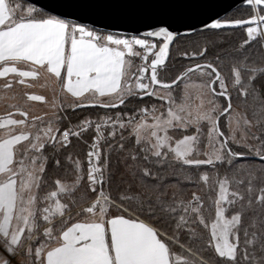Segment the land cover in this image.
I'll return each mask as SVG.
<instances>
[{
  "label": "snow or ice",
  "instance_id": "snow-or-ice-1",
  "mask_svg": "<svg viewBox=\"0 0 264 264\" xmlns=\"http://www.w3.org/2000/svg\"><path fill=\"white\" fill-rule=\"evenodd\" d=\"M241 3L246 19L225 11L199 28L160 20L128 34L63 18L38 0H0L3 87L44 70L69 97L39 117L20 107V118L0 117V264H264V217L245 221L253 198L264 205V182L254 185L264 175V67L233 56L225 76L220 53L206 59L217 47L206 40L180 52L193 63L160 74L182 38L242 29L237 51L264 44V0ZM233 94L259 97L258 118L236 111ZM80 144L86 167L73 158ZM63 162L71 179L48 177ZM166 172L177 187H166ZM186 235L202 242L199 259L180 243Z\"/></svg>",
  "mask_w": 264,
  "mask_h": 264
},
{
  "label": "water",
  "instance_id": "water-1",
  "mask_svg": "<svg viewBox=\"0 0 264 264\" xmlns=\"http://www.w3.org/2000/svg\"><path fill=\"white\" fill-rule=\"evenodd\" d=\"M46 11L102 31L133 34L148 25L166 20L177 25L192 24L219 13L225 15L246 6L241 0H38ZM181 31L183 28L181 27Z\"/></svg>",
  "mask_w": 264,
  "mask_h": 264
},
{
  "label": "trees",
  "instance_id": "trees-1",
  "mask_svg": "<svg viewBox=\"0 0 264 264\" xmlns=\"http://www.w3.org/2000/svg\"><path fill=\"white\" fill-rule=\"evenodd\" d=\"M233 16H236L238 18H247L251 14V9L247 6H242L239 8H236L234 10L229 11ZM219 36L221 39L217 42V47L213 49L212 52L209 53V57L213 56L215 53L221 54V60L223 61L221 65V71L225 76H228L229 69H230V62L231 58L233 56H246L248 57L250 66L255 67H264V51L262 44L259 41L256 42H250L249 45H244L243 49L241 51H237L238 47L243 43V40L247 38L246 33L242 29H229L225 32L217 33L215 30H212L210 32H206L203 34L193 35L188 38H182L181 42L176 45L172 51L171 56L173 59L168 62V68L165 70L163 75L164 77L168 76H174L177 69L180 68L181 65H185V62H187V59L182 57L180 55V52H184L186 50L191 51L196 49L197 47H202L206 40H212L215 41V37ZM200 62V61H197ZM162 76V75H161ZM259 83V81H258ZM233 107H235L240 113L246 114L249 119L255 120L259 116V107L261 103V99L259 97L253 98L251 95L247 98V101L245 102L243 98L237 97L235 94H233ZM93 109H85V111H92ZM78 114V112H77ZM75 122V121H73ZM87 147L83 144H80L76 147L73 153L74 159H81L85 161ZM62 159V158H61ZM70 168V164L67 162L62 163V167L59 169L49 167L48 169V177L55 178L60 177L62 179H71L70 176H65V168ZM86 167V162H85ZM166 176L169 177V180L166 183V187L169 189H172L174 187H177V183L175 178L172 177L171 172H166ZM264 182V175H261L257 173V179L254 181L255 187L261 186V183ZM51 184V180L49 179V185ZM179 187L184 189V192L182 193L185 197L190 198V193L193 189V186L183 181L179 184ZM86 189V185L80 186V192H84ZM241 191H243V188H241ZM198 194H203L201 192H198ZM258 193H254V196ZM247 202V197H246ZM131 210V209H130ZM264 217V205H261L260 203L256 202L253 198V203L249 206L247 214L245 216L246 223H250L253 219L257 221V223L260 222L261 218ZM144 219L145 217H141ZM164 231V229H162ZM197 234L203 233L206 236V232L202 227H199L196 229ZM181 244L185 246V248L191 247L193 255L189 256V259H199L201 255V249L200 244L202 242L189 238L188 235L185 236V238L181 239ZM172 247L178 251H181L179 249V246L176 244H173ZM213 258L212 252H207L204 255L205 260H211Z\"/></svg>",
  "mask_w": 264,
  "mask_h": 264
},
{
  "label": "rangeland",
  "instance_id": "rangeland-1",
  "mask_svg": "<svg viewBox=\"0 0 264 264\" xmlns=\"http://www.w3.org/2000/svg\"><path fill=\"white\" fill-rule=\"evenodd\" d=\"M13 2H20V0H13ZM214 40L220 41L221 39L217 35ZM262 47L264 51V44H262ZM190 63L193 62L187 60L185 65ZM165 70L166 69L161 70L160 74L162 76L165 75ZM18 79L19 78H17V80ZM193 79L195 80V76ZM5 82L4 78H0V117L5 116L7 113H13L14 118H20L19 115L15 113V107H20L21 109L27 111L29 113V119L32 116L39 117L52 111L51 104L54 100L59 102L60 100L69 99V97L65 96L64 93L61 92L60 83L56 80V78L44 70H41L39 76L36 78H26V83L24 85L17 82L13 83L11 88L5 89L3 87ZM29 94L43 95L45 100H29ZM233 108L238 111L235 107ZM4 131V129H0V134H3ZM84 185H86L87 189L86 183H82L81 187ZM44 190L46 189H42V191Z\"/></svg>",
  "mask_w": 264,
  "mask_h": 264
}]
</instances>
